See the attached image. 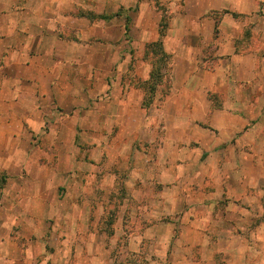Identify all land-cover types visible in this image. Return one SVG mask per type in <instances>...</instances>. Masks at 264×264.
I'll list each match as a JSON object with an SVG mask.
<instances>
[{
	"label": "crops",
	"instance_id": "crops-1",
	"mask_svg": "<svg viewBox=\"0 0 264 264\" xmlns=\"http://www.w3.org/2000/svg\"><path fill=\"white\" fill-rule=\"evenodd\" d=\"M156 1L0 0V264H264V0Z\"/></svg>",
	"mask_w": 264,
	"mask_h": 264
},
{
	"label": "rangeland",
	"instance_id": "rangeland-1",
	"mask_svg": "<svg viewBox=\"0 0 264 264\" xmlns=\"http://www.w3.org/2000/svg\"><path fill=\"white\" fill-rule=\"evenodd\" d=\"M90 2L88 1V3L86 2V5H88ZM147 4L151 5L153 4L158 11H160V13L162 14V18H164L162 20V23H161V31H166L167 29V26H168V21H167V18H168V9L166 7V5L160 1H156L155 3L154 2H150V0H139V3H137L136 5H134L133 7V11H138L139 13L142 12V8H144V6H146ZM88 7V6H87ZM261 8V7H260ZM132 7H129V9H122L121 11L123 13H128L129 10H131ZM128 32L126 33V35L128 36L127 37V40H129L131 37L129 36V29L127 30ZM164 51H162V48L159 49L157 46H155V48L153 49V53L151 54V56H149L148 58L155 61V67H156V70L152 76V82L150 83L147 79V80H143L145 77L143 76H140L141 78V81L138 83V85L136 84V81L135 84L137 86H139L141 88V91L143 93V98H148L149 96H153L156 94V88H157V85L161 83L162 86L165 85V79H166V74L168 73V63L170 62V59H171V56L166 54V53H163ZM131 58H133V62L136 63V61L139 59V57H136V55L134 53H131ZM169 56V58H168ZM134 74V73H132ZM168 76V75H167ZM133 82V81H132ZM152 86H154V90H152ZM162 94H165V90L162 89ZM111 205H114V201H111L110 202Z\"/></svg>",
	"mask_w": 264,
	"mask_h": 264
},
{
	"label": "trees",
	"instance_id": "trees-1",
	"mask_svg": "<svg viewBox=\"0 0 264 264\" xmlns=\"http://www.w3.org/2000/svg\"><path fill=\"white\" fill-rule=\"evenodd\" d=\"M90 15H91L92 18H94V15H93V14H90ZM155 46H157L159 49L162 48V44H161V42H157V43H154V44H152V45H149V50L152 51L151 53H153V49L155 48ZM162 51H163V50H162ZM163 53H164V52H163ZM147 56H149V52H148ZM168 58H169V56H168ZM155 70H156V67L154 68L153 72L151 73L150 79L148 80L150 83L152 82V76H153ZM168 71H169V69H168ZM167 75H168V73L165 75V76H166L165 84H167V80H168V76H167ZM154 89H155L154 86H152V90H154ZM152 97H153V96L151 95V96H149L147 99L144 98V100H143V104H144V106L147 107V106L149 105V103H150L149 100H151Z\"/></svg>",
	"mask_w": 264,
	"mask_h": 264
},
{
	"label": "built area",
	"instance_id": "built-area-1",
	"mask_svg": "<svg viewBox=\"0 0 264 264\" xmlns=\"http://www.w3.org/2000/svg\"><path fill=\"white\" fill-rule=\"evenodd\" d=\"M264 10V5L260 8V13H262Z\"/></svg>",
	"mask_w": 264,
	"mask_h": 264
}]
</instances>
